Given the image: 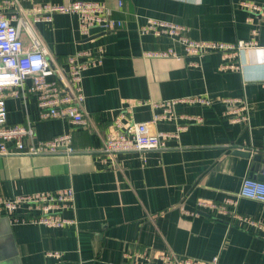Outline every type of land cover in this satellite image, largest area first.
Here are the masks:
<instances>
[{
    "label": "crops",
    "instance_id": "0c3cea01",
    "mask_svg": "<svg viewBox=\"0 0 264 264\" xmlns=\"http://www.w3.org/2000/svg\"><path fill=\"white\" fill-rule=\"evenodd\" d=\"M79 1L104 3L123 26L92 29L86 37L75 16L55 14L35 29L59 63L80 50L101 56V64L83 73L87 128L39 120L30 96L8 98L9 124L29 122L33 141L68 133L74 153L0 155V197L72 188L75 224L48 229L0 216V264H120L123 252L134 249L202 262L216 257L217 264H264V233L207 210L194 217L181 212L198 200L220 203L245 177H260L264 157H253L264 146V0ZM46 2L67 0H37ZM30 6L19 3L22 11ZM148 18L182 26L191 40L244 46L190 57L168 36L141 35L138 27ZM22 42L26 49L25 34ZM167 48L177 57L143 56ZM191 96H204L210 105L178 103L172 120L153 121L161 112L153 102ZM145 122L151 135H172L164 150L102 153L108 136ZM235 208L240 217L264 222L262 202L239 198Z\"/></svg>",
    "mask_w": 264,
    "mask_h": 264
},
{
    "label": "built area",
    "instance_id": "2783aa9c",
    "mask_svg": "<svg viewBox=\"0 0 264 264\" xmlns=\"http://www.w3.org/2000/svg\"><path fill=\"white\" fill-rule=\"evenodd\" d=\"M31 4L22 11L19 3ZM121 2L116 7H121ZM7 9H14L5 15ZM55 14L73 15L78 22L81 36H89L92 29L112 32L123 24L112 18V10L104 3L95 1L67 0L65 3H37V0H0V155H53L74 153L72 138L63 133L50 140L33 141V128L26 125L9 124L5 108L8 98L33 99L39 120H65L73 127L86 129L88 120L82 106L84 102L82 79L83 73L91 67L101 64L102 58L90 50H80L66 57L59 63L47 50L35 24L51 22ZM141 35L155 37L168 36L180 44L187 56L201 58L209 52H229L243 48L244 43L236 45L216 41L188 39L184 28L178 24L148 18L139 25ZM25 34L29 44L25 49L22 35ZM145 58H176L172 48L161 51L145 52ZM145 103V102H139ZM178 103L210 105L204 96H191L152 103L153 108L161 112L153 117L172 120L173 107ZM169 134L151 135L148 122L130 124L124 133L110 135L102 147V153L117 155L144 151H162L166 148ZM175 136V135H174ZM258 175L264 178V160ZM239 198H246L264 203V181L251 176L245 177L237 192L225 197L220 203L198 200L191 210L182 209L185 216L194 217L199 210H207L214 215H222L229 220L239 221L244 227L264 233V222L238 216L236 203ZM74 191L65 188L56 191L20 194L13 198L0 197V216L10 223L32 225L48 229H65L75 224ZM71 213L70 216L65 214ZM48 257H58L55 252L46 253ZM120 264H217L214 257L210 262L181 257L166 250L153 253L147 249L127 250L122 254Z\"/></svg>",
    "mask_w": 264,
    "mask_h": 264
},
{
    "label": "water",
    "instance_id": "95a60500",
    "mask_svg": "<svg viewBox=\"0 0 264 264\" xmlns=\"http://www.w3.org/2000/svg\"><path fill=\"white\" fill-rule=\"evenodd\" d=\"M245 155L246 156H250V153L248 152H245ZM262 157H264V146L262 148V151L258 152L254 157H253V160L256 161V162H260ZM258 180H263L264 181V178H261L259 177Z\"/></svg>",
    "mask_w": 264,
    "mask_h": 264
}]
</instances>
